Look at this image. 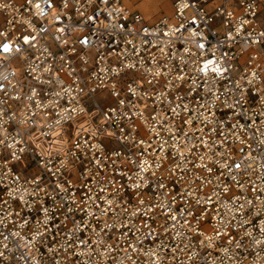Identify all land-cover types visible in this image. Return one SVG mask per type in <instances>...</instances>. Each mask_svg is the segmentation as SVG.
Returning a JSON list of instances; mask_svg holds the SVG:
<instances>
[{
  "label": "built area",
  "instance_id": "2783aa9c",
  "mask_svg": "<svg viewBox=\"0 0 264 264\" xmlns=\"http://www.w3.org/2000/svg\"><path fill=\"white\" fill-rule=\"evenodd\" d=\"M0 264H264V0H0Z\"/></svg>",
  "mask_w": 264,
  "mask_h": 264
},
{
  "label": "rangeland",
  "instance_id": "374dc122",
  "mask_svg": "<svg viewBox=\"0 0 264 264\" xmlns=\"http://www.w3.org/2000/svg\"><path fill=\"white\" fill-rule=\"evenodd\" d=\"M133 4H135L136 7L138 2H141L142 0H132ZM172 1L173 0H159L156 6L151 7L148 10L142 9L139 7L145 14H147L151 18H157L162 13H170L172 8ZM136 2V3H135ZM97 101L103 105H109L113 103V99L110 96L108 92H102L99 93L96 97Z\"/></svg>",
  "mask_w": 264,
  "mask_h": 264
},
{
  "label": "bare ground",
  "instance_id": "6f19581e",
  "mask_svg": "<svg viewBox=\"0 0 264 264\" xmlns=\"http://www.w3.org/2000/svg\"><path fill=\"white\" fill-rule=\"evenodd\" d=\"M136 1V0H135ZM159 0H142L141 2L137 3V6L141 7L142 9L148 10L153 6H156ZM132 3V0H129ZM136 3V2H135Z\"/></svg>",
  "mask_w": 264,
  "mask_h": 264
},
{
  "label": "snow or ice",
  "instance_id": "6c2138e0",
  "mask_svg": "<svg viewBox=\"0 0 264 264\" xmlns=\"http://www.w3.org/2000/svg\"><path fill=\"white\" fill-rule=\"evenodd\" d=\"M4 50H5V51H8V47H7V45H5V48H4Z\"/></svg>",
  "mask_w": 264,
  "mask_h": 264
}]
</instances>
